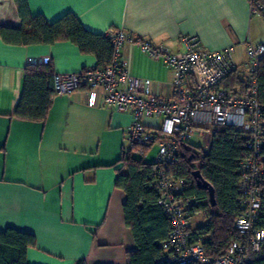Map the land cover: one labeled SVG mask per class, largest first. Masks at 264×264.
I'll list each match as a JSON object with an SVG mask.
<instances>
[{
  "label": "crops",
  "instance_id": "crops-1",
  "mask_svg": "<svg viewBox=\"0 0 264 264\" xmlns=\"http://www.w3.org/2000/svg\"><path fill=\"white\" fill-rule=\"evenodd\" d=\"M27 2L32 17L53 23L72 15L98 36L124 30L174 53L186 51L183 38L196 40L201 52L232 48L243 82L249 42L264 45V20L251 15L247 0ZM22 27L15 0H0V28ZM108 53L101 58L82 54L70 42L13 45L0 36V232L14 228L36 237L28 264H128L127 254L137 250L124 221L126 194L115 185L120 167H113L126 153L123 140L129 138L132 115L100 102L90 107L86 95L77 92L55 96L42 123L15 117L29 60L52 64L55 74L71 75L106 66ZM123 55L131 59L134 77L152 82L154 94L176 98L174 73L162 62L129 45ZM144 122L150 128L161 126L159 120ZM196 136L204 142L197 148L207 152L208 138Z\"/></svg>",
  "mask_w": 264,
  "mask_h": 264
},
{
  "label": "built area",
  "instance_id": "built-area-1",
  "mask_svg": "<svg viewBox=\"0 0 264 264\" xmlns=\"http://www.w3.org/2000/svg\"><path fill=\"white\" fill-rule=\"evenodd\" d=\"M247 1L251 15L264 19L262 0ZM105 37L112 48V60L106 66L88 68L78 74H56L55 95L70 97L83 92L90 107L100 102L114 112L131 114L128 135L138 154L147 157L146 149L157 147L158 204L171 221L162 248L170 263L251 264L264 248V230L256 228L264 185V105L259 100L258 82L264 45L255 47L249 42L244 86L232 88L221 86L237 71L232 48L201 52L196 40L183 38L186 51L174 53L149 41L134 39L124 30L110 29ZM127 45L162 62L174 73V100L154 94L150 80L132 75V61L123 55ZM28 63L37 65L34 60ZM144 119L159 120L161 126L150 128ZM223 127L244 134L248 156L241 162L238 183L239 214L235 229L239 239L229 245L223 256L214 258L206 253L202 239L194 238L192 201L181 197L183 181L170 176L167 169L177 159L179 143L190 144L199 134L208 138L209 148L211 139Z\"/></svg>",
  "mask_w": 264,
  "mask_h": 264
},
{
  "label": "trees",
  "instance_id": "trees-1",
  "mask_svg": "<svg viewBox=\"0 0 264 264\" xmlns=\"http://www.w3.org/2000/svg\"><path fill=\"white\" fill-rule=\"evenodd\" d=\"M22 29L0 28V36L13 45H54L70 42L82 54H93L101 58L108 53L112 60V48L105 35L98 36L87 31L80 21L66 15L48 23L42 17H32L27 0H15ZM264 5V0H262ZM108 47V49H107ZM107 50V51H106ZM55 71L52 64L30 65L27 68L23 95L15 117L25 122H44L50 110L54 91ZM259 100L264 105V59L258 73ZM221 86H244L239 74L234 72ZM136 149L133 146V150ZM148 149H146V152ZM248 156L245 137L241 131L232 127L217 130L209 150L179 143V154L175 163L168 166V173L178 181H183L181 197L192 201L191 217L205 216L206 224L195 229L194 238L202 239L206 253L214 258L223 256L229 245L239 239L235 220L239 214L238 183L240 166ZM264 165V150L262 152ZM120 167L116 188L126 194L123 206L124 221L130 229L137 250L127 254L128 264H172L164 252L162 243L171 230V221L159 206V191L156 184L158 165L145 163L142 159L123 153L113 165ZM127 173L123 174L122 170ZM200 171L203 179L212 185L216 192V206L213 207L207 191L197 186L194 172ZM256 228L264 230V185L262 210L256 220ZM37 244L31 233L20 232L14 228L0 232V264H28L27 255ZM76 264H86L78 261ZM251 264H264V248Z\"/></svg>",
  "mask_w": 264,
  "mask_h": 264
},
{
  "label": "rangeland",
  "instance_id": "rangeland-1",
  "mask_svg": "<svg viewBox=\"0 0 264 264\" xmlns=\"http://www.w3.org/2000/svg\"><path fill=\"white\" fill-rule=\"evenodd\" d=\"M258 18H260V17H258ZM244 79L245 78H243V80ZM206 142H207V139L205 140V144H206ZM190 143H191L190 144L191 146L194 145L196 147L204 144V142L202 143L200 141L198 136L194 137ZM123 145H124L123 147H124L126 154H130L132 152L134 157L142 159L145 163H149V164L154 163V161L157 158L158 149L155 146L151 148L147 157H143L140 154H138V152H137L138 149L136 147H135L136 149L133 150V144L129 138L123 140ZM205 222H206V219H205L204 215L196 214L191 221V225H192L193 229H198L199 227H202L203 225H205L206 224Z\"/></svg>",
  "mask_w": 264,
  "mask_h": 264
},
{
  "label": "water",
  "instance_id": "water-1",
  "mask_svg": "<svg viewBox=\"0 0 264 264\" xmlns=\"http://www.w3.org/2000/svg\"><path fill=\"white\" fill-rule=\"evenodd\" d=\"M194 177L197 180L198 188L208 192L210 203L213 207H215L217 202H216V192L214 187L203 179L200 171L194 172Z\"/></svg>",
  "mask_w": 264,
  "mask_h": 264
}]
</instances>
